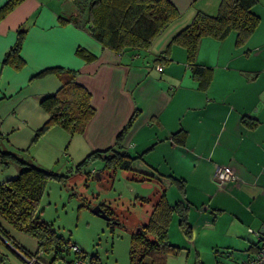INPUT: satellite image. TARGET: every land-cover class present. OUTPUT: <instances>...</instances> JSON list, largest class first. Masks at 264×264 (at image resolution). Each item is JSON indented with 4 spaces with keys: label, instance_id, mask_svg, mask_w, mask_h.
Returning <instances> with one entry per match:
<instances>
[{
    "label": "crops",
    "instance_id": "1",
    "mask_svg": "<svg viewBox=\"0 0 264 264\" xmlns=\"http://www.w3.org/2000/svg\"><path fill=\"white\" fill-rule=\"evenodd\" d=\"M77 1L23 0L0 18V130L6 144L29 149L28 157L45 168L61 169L67 156L72 163L114 145L137 111L121 143L137 156L128 171L135 170L155 194L140 197L149 198V216L162 192L171 204L183 201L188 207L192 237L174 214L169 237L172 242L174 230L179 243H172L182 249L167 264H195L197 258L219 264L215 246L250 249L257 238L248 236L249 228L264 226V0L254 7L261 21L243 45L237 46L235 31L224 40H201L197 62L213 69L207 87L195 78L185 47L167 48L198 11L215 14L221 0H171L181 15L148 48L122 53L104 46L86 26L87 15L81 12L92 0L80 6ZM20 29H26L20 53L25 65L15 69L3 59ZM80 46L93 59L80 56ZM161 55L167 59L158 61ZM50 67L77 72V82L91 92L95 114L81 134L54 126L34 141L51 116L40 100L62 85L56 73L34 77ZM217 165L231 166L237 179L219 184ZM18 173L16 164L0 163V182ZM0 226L9 235L0 232V264H31L21 251L45 260L35 237L1 216Z\"/></svg>",
    "mask_w": 264,
    "mask_h": 264
},
{
    "label": "trees",
    "instance_id": "2",
    "mask_svg": "<svg viewBox=\"0 0 264 264\" xmlns=\"http://www.w3.org/2000/svg\"><path fill=\"white\" fill-rule=\"evenodd\" d=\"M23 0H7L0 6V18L7 15ZM259 0H221L215 14L198 11L192 21L176 33L168 45L167 52L173 44L185 47L187 59L192 66L195 78L201 86L207 87L213 78V69L197 62V54L203 37L209 36L224 40L233 31L236 32V44L241 46L257 29L261 17L254 11ZM84 1H77L78 6ZM86 26L104 46L116 52L148 48L153 39L172 21L181 15L180 9L171 0H92L84 4ZM75 20L63 18V21ZM26 36V29H20L15 44L6 52L4 64L15 69L25 65L21 49ZM77 53L90 60L94 55L83 47ZM167 57L159 56L158 61ZM47 73H56L62 81L61 87L54 93L41 98L40 104L51 116L41 126L34 141L54 126H60L71 135L81 134L95 114L91 103V92L77 82V72L64 67L46 68L34 77ZM137 111L129 123L119 133L117 142L106 150L91 151L88 158H100L104 168L131 170L137 156L122 146V136L130 126ZM246 120V119H244ZM182 130L178 131L180 133ZM29 149H13L6 144V136L0 130V163L3 166L16 164L18 175L10 180L0 182V216L15 228L35 237L39 249L51 257L44 264H76L78 259L89 264H105L98 255L91 257L79 249L73 250L71 240H67L53 225L42 217L41 201L47 192L51 179L66 183L69 174L59 173L45 168L28 157ZM79 167V164H78ZM148 202L149 198L144 199ZM104 210L111 215L108 208ZM188 207L183 201L171 204L162 192L154 202L149 219L132 233L129 249V264H167L170 255H178L182 249L170 241L169 225L174 214L179 216V225L186 236L192 237L191 224L187 218ZM114 219H110L113 223ZM0 232L8 233L0 226ZM15 244V243H14ZM253 244V243H252ZM251 244V245H252ZM252 248V247H250ZM21 250V249H19ZM72 252L75 259L67 260ZM195 264H204L197 258Z\"/></svg>",
    "mask_w": 264,
    "mask_h": 264
},
{
    "label": "rangeland",
    "instance_id": "3",
    "mask_svg": "<svg viewBox=\"0 0 264 264\" xmlns=\"http://www.w3.org/2000/svg\"><path fill=\"white\" fill-rule=\"evenodd\" d=\"M85 157L72 163L70 156L65 157L69 162L61 159L59 167L62 168L55 169L69 174V177L66 183L56 179L49 181L41 201L42 217L52 222L67 240L76 243L88 257L96 254L105 264H129L132 233L149 219V204L140 197L148 194L154 197L155 194L150 193L149 182L136 177L135 170L106 169L102 159L84 160ZM97 205L110 210L113 223L93 211ZM176 224L180 234L178 219ZM247 234L252 239L256 237L249 231ZM174 237L173 230L172 242L178 244L179 240ZM212 253L217 255L219 264H239L245 257L240 246H215ZM51 257L46 254L44 259L50 261ZM66 259H75L74 253ZM63 262L60 261L61 264Z\"/></svg>",
    "mask_w": 264,
    "mask_h": 264
},
{
    "label": "built area",
    "instance_id": "4",
    "mask_svg": "<svg viewBox=\"0 0 264 264\" xmlns=\"http://www.w3.org/2000/svg\"><path fill=\"white\" fill-rule=\"evenodd\" d=\"M214 179L223 184L226 181L237 179V175L233 168L229 165H217L214 171ZM249 232L254 234L257 238V243L251 245L252 248L244 251L245 257L239 264H264V226L261 229L250 227ZM73 250L79 251L76 244L71 245ZM26 257L28 263L31 264H44L43 260L37 253L21 251ZM76 264H87L84 260L78 259Z\"/></svg>",
    "mask_w": 264,
    "mask_h": 264
},
{
    "label": "water",
    "instance_id": "5",
    "mask_svg": "<svg viewBox=\"0 0 264 264\" xmlns=\"http://www.w3.org/2000/svg\"><path fill=\"white\" fill-rule=\"evenodd\" d=\"M93 211L107 219H111L112 217L102 208L101 206L97 205L93 208ZM140 229V226L137 227V230Z\"/></svg>",
    "mask_w": 264,
    "mask_h": 264
}]
</instances>
